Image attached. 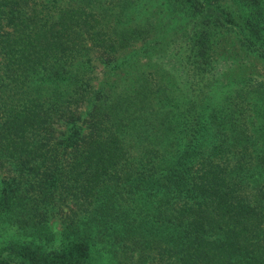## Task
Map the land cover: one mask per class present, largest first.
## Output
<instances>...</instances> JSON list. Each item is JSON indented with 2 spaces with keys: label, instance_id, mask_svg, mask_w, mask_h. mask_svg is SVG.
<instances>
[{
  "label": "trees",
  "instance_id": "16d2710c",
  "mask_svg": "<svg viewBox=\"0 0 264 264\" xmlns=\"http://www.w3.org/2000/svg\"><path fill=\"white\" fill-rule=\"evenodd\" d=\"M147 1L0 0V264H264V0Z\"/></svg>",
  "mask_w": 264,
  "mask_h": 264
},
{
  "label": "rangeland",
  "instance_id": "374dc122",
  "mask_svg": "<svg viewBox=\"0 0 264 264\" xmlns=\"http://www.w3.org/2000/svg\"><path fill=\"white\" fill-rule=\"evenodd\" d=\"M147 5L148 12L152 13L153 16H157V11L159 10L158 2L148 0ZM159 12L160 15L162 10ZM162 17L166 19L163 14ZM166 22V27L169 30L168 32H170L174 28V24L172 22ZM164 28H157L151 37L143 42L140 41L135 43L132 47L120 54L114 60V62H111L110 64L95 63L96 67L94 68V72L97 74V80L95 84L98 86L103 82L108 83L111 81H117V83H119L118 81L122 80L123 72L126 70H129L131 73H135L141 69L148 70V64L150 65V62L153 63L152 56L158 51L157 49L149 51V43L150 41L157 40L160 37H164L165 39L167 35H164L166 33L162 32ZM224 34L225 38L221 39L220 46L218 44L216 49L218 50V47H220L218 51L221 54H219L224 55V57L228 58V60L231 59L230 61L233 65L225 73V80L228 82V86L233 87L235 82L238 81L240 77L264 78V66L261 61L255 55L244 52L241 48H238L235 43L231 44V42L228 40L230 36L227 33ZM82 116H84V114H82ZM46 226L53 236V240L51 241L49 248L55 247L60 238V222L55 218H51L47 220ZM15 229V227L9 228V226L1 228L0 240H7L9 237H16ZM16 231L18 233L21 232H19L17 229Z\"/></svg>",
  "mask_w": 264,
  "mask_h": 264
}]
</instances>
